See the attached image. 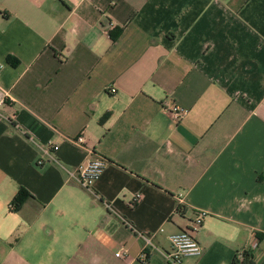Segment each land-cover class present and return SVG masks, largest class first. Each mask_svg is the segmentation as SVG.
Returning a JSON list of instances; mask_svg holds the SVG:
<instances>
[{
    "label": "crops",
    "instance_id": "obj_1",
    "mask_svg": "<svg viewBox=\"0 0 264 264\" xmlns=\"http://www.w3.org/2000/svg\"><path fill=\"white\" fill-rule=\"evenodd\" d=\"M0 59V264H173L202 211L179 264H264V0H0Z\"/></svg>",
    "mask_w": 264,
    "mask_h": 264
},
{
    "label": "built area",
    "instance_id": "obj_2",
    "mask_svg": "<svg viewBox=\"0 0 264 264\" xmlns=\"http://www.w3.org/2000/svg\"><path fill=\"white\" fill-rule=\"evenodd\" d=\"M4 67V62L0 59V72ZM167 107L170 109L173 117L180 119L187 113V108L182 107L175 101L167 103ZM75 140L79 143H84L86 137L83 133L77 135ZM53 148L58 149L59 144H54ZM109 159L103 155L89 159L85 163H81L73 170V175L80 185L94 191L96 181L104 172ZM142 193L138 192L135 195L134 202H138L141 198ZM178 206L180 207L184 202L185 198L182 193L177 195ZM205 211L197 214L194 219L189 223V228H183L170 235L172 242V248L170 251H163L165 257L173 264H179L183 257L187 255H201L203 253V245L194 235L193 231H198L203 224V217ZM140 234L146 239L148 243L153 244L154 231L140 232ZM259 244L258 239H254L252 242V248L256 249ZM119 253V252H117Z\"/></svg>",
    "mask_w": 264,
    "mask_h": 264
},
{
    "label": "trees",
    "instance_id": "obj_3",
    "mask_svg": "<svg viewBox=\"0 0 264 264\" xmlns=\"http://www.w3.org/2000/svg\"><path fill=\"white\" fill-rule=\"evenodd\" d=\"M109 116V112H106L102 117H101V120H104L106 119L107 117ZM31 195L30 191L25 188V187H21L18 192L15 194V196L13 197L12 199V203H11V206L14 208V209H17L19 208L26 200L27 198ZM246 258L248 260V258H250V254L247 253L246 254Z\"/></svg>",
    "mask_w": 264,
    "mask_h": 264
}]
</instances>
